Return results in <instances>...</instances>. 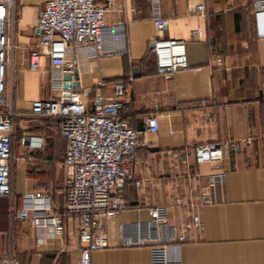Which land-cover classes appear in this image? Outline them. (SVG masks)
<instances>
[{
	"label": "crops",
	"instance_id": "1",
	"mask_svg": "<svg viewBox=\"0 0 264 264\" xmlns=\"http://www.w3.org/2000/svg\"><path fill=\"white\" fill-rule=\"evenodd\" d=\"M45 1L14 0L15 46L5 103L35 121L24 135L37 136L40 143H26L17 152L11 137V191L0 195V258L7 253L15 264H76L74 216L64 215L62 231L55 232L34 227L28 219L15 220L10 211L31 190L49 196L51 213L64 210L66 140L57 119L30 110L32 100L56 93L49 83L47 56L42 55L38 70L27 68ZM94 1L109 5L105 22H125L127 50L74 57L70 88L62 82V93L80 91L89 107L94 93L111 95L112 85L120 82L121 116L136 131L140 145L132 176L119 189L126 207L105 221L107 245L93 251L91 264H149L148 246H124L119 234L123 225L147 220L152 205L165 206L166 226L188 219L191 212L201 217L202 230L190 229L184 241L169 243L170 256L178 255L182 264H264V10L252 9L255 0H159L168 22L158 30L149 0ZM196 4L202 9H194ZM195 28L198 38L191 37ZM157 37L183 39L188 67L169 78L157 73L149 49ZM98 80L100 87L95 86ZM148 114L157 117L156 131L145 127ZM213 141L226 144L222 160L196 164L193 147ZM59 154L60 160L52 159ZM216 170L225 173L221 189H216L218 200L191 205L206 175Z\"/></svg>",
	"mask_w": 264,
	"mask_h": 264
},
{
	"label": "built area",
	"instance_id": "2",
	"mask_svg": "<svg viewBox=\"0 0 264 264\" xmlns=\"http://www.w3.org/2000/svg\"><path fill=\"white\" fill-rule=\"evenodd\" d=\"M149 3L152 24L161 30L168 19L161 14L159 0H149ZM194 9L201 10L202 6L196 4ZM252 9L264 10V0H255ZM108 11V4L94 0H46L36 20L37 46L28 54L29 70H38L42 55L47 56L49 83L56 93L47 99L32 100L30 110L35 115L58 120L60 134L66 140L63 163L69 177L63 187L62 213H51L49 196L37 190L22 193L20 205L10 211L15 220L28 219L34 227L55 232L62 231L64 215L74 216L79 254L76 264H91L93 251L107 245L104 223L126 207L119 189L132 176L135 151L140 145L136 131L121 116L124 87L120 82L112 85L111 95L94 93L89 107L80 91H68V95L62 93V76L72 73L74 57L126 52L125 22H105ZM14 17V0H0V195H10L11 191L9 160L14 112L5 103V88L15 46ZM196 36L200 37L199 28L191 32L192 38ZM149 49L154 55L157 73L164 78L188 67L185 43L181 38L157 37ZM216 60L220 61L221 57L217 56ZM102 85L101 80L95 84L96 87ZM262 108L264 110V100ZM143 122L150 131L158 128L154 114L145 116ZM24 140L25 144L33 146L40 143L37 136L24 135L20 141L23 143ZM225 145L220 141L196 144L192 149L194 162L221 161ZM224 179L222 170L209 172L191 205L216 202V189H221ZM176 201L180 202L181 198ZM147 211V220L122 226L121 244L147 245L149 264H182L178 255L170 256L169 243L184 241L190 229L202 230L201 217L197 212H191L188 219L166 226L165 206L152 205ZM0 264H15V260L4 253Z\"/></svg>",
	"mask_w": 264,
	"mask_h": 264
},
{
	"label": "rangeland",
	"instance_id": "3",
	"mask_svg": "<svg viewBox=\"0 0 264 264\" xmlns=\"http://www.w3.org/2000/svg\"><path fill=\"white\" fill-rule=\"evenodd\" d=\"M13 112H14V115H13V119H14V123H13L14 149L17 150V152H18V150H20L26 142V140H24V142L22 143L20 141V138L22 136H24L25 133H28V130H30L32 128L31 123H34L35 121L34 120L28 121V119H30V118L26 114L18 113V112H15L14 110H13ZM43 117L50 118L47 116H43ZM26 119H27V121L24 123L23 121ZM19 123L22 125H19ZM41 152L44 154V150ZM52 159L53 160H55V159L60 160V154L56 155V156H52ZM26 163H27V166H30L29 160H27ZM33 168H34V165L31 166V169H33ZM42 171H43V169H42ZM48 175L50 176L51 174H48Z\"/></svg>",
	"mask_w": 264,
	"mask_h": 264
},
{
	"label": "water",
	"instance_id": "4",
	"mask_svg": "<svg viewBox=\"0 0 264 264\" xmlns=\"http://www.w3.org/2000/svg\"><path fill=\"white\" fill-rule=\"evenodd\" d=\"M74 78H76L75 75ZM62 79H63L64 88L68 90L70 88V82H71L70 76L68 74H65L62 76ZM64 94L68 95V91L64 92Z\"/></svg>",
	"mask_w": 264,
	"mask_h": 264
}]
</instances>
